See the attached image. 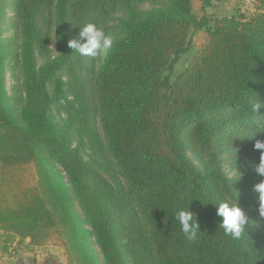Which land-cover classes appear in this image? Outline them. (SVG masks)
<instances>
[{
    "label": "trees",
    "instance_id": "1",
    "mask_svg": "<svg viewBox=\"0 0 264 264\" xmlns=\"http://www.w3.org/2000/svg\"><path fill=\"white\" fill-rule=\"evenodd\" d=\"M251 2L212 18L192 0H0L1 249L58 235L70 264H264V0ZM87 23L113 41L91 72L68 47ZM193 30L207 38L172 80ZM225 200L248 218L239 239L219 227ZM188 207L196 241L176 219Z\"/></svg>",
    "mask_w": 264,
    "mask_h": 264
},
{
    "label": "clouds",
    "instance_id": "2",
    "mask_svg": "<svg viewBox=\"0 0 264 264\" xmlns=\"http://www.w3.org/2000/svg\"><path fill=\"white\" fill-rule=\"evenodd\" d=\"M113 41L105 31L99 28L95 23H87L80 28L79 39L68 41V47L78 52L81 56L98 57L109 49ZM264 107L260 103L252 104V111ZM256 150H261L260 162L255 165V171L264 176V141L256 140L254 144ZM254 191L259 194L260 215L264 216V180L254 185ZM216 214L222 218L219 227L224 229L225 234L230 235L234 239H239L245 233V226L248 218L244 210L238 203H230L227 200L216 205ZM176 219L179 221L181 231L185 239L196 241L200 231V225L197 222L193 212L187 209L178 208Z\"/></svg>",
    "mask_w": 264,
    "mask_h": 264
},
{
    "label": "crops",
    "instance_id": "3",
    "mask_svg": "<svg viewBox=\"0 0 264 264\" xmlns=\"http://www.w3.org/2000/svg\"><path fill=\"white\" fill-rule=\"evenodd\" d=\"M192 3L196 15L206 14L212 18L232 15L239 10L249 13L252 4L251 0H211V4L206 7L203 6L202 0H192ZM3 239L2 233L0 236V264H57L53 255L49 253L44 255V247L30 249L13 241L9 243L8 250L3 251L1 249Z\"/></svg>",
    "mask_w": 264,
    "mask_h": 264
},
{
    "label": "rangeland",
    "instance_id": "4",
    "mask_svg": "<svg viewBox=\"0 0 264 264\" xmlns=\"http://www.w3.org/2000/svg\"><path fill=\"white\" fill-rule=\"evenodd\" d=\"M11 33L12 32L9 31L5 34V36L9 35ZM206 38H207V34L204 30H193L192 31L191 48L189 51L184 53L180 57V59L176 62L174 69L171 72L172 80H175L184 71V69L190 64V62L192 61V58H193V54L203 45ZM51 47L56 52L55 44L53 41H52ZM104 54H105V52L102 53L98 57H95V58L92 57L89 59L88 65L90 68V72H91V70L98 68ZM66 77L67 76L65 75V80H67ZM14 82H15V79L12 77L11 72L8 71V73H7V89H8V92L10 94H12V92H13ZM89 154H90V151H87L86 153H84V155L87 159H90V157H91V155H89ZM225 167L227 170L230 171V174L235 172L234 169H231V167L229 166L228 163L227 164L225 163ZM101 172L106 178H108L110 181H113V178L111 176V173H113V171H108V169L104 166L101 168ZM76 209L78 212H81L79 206H76ZM0 233L2 234V231H0ZM1 234H0V236H1ZM43 247H41V248L45 249L44 255L48 254V253L53 255L54 260L56 261L57 264H70V260L68 259L67 249L63 245L62 240L58 235L50 236L49 240L47 241V243ZM54 260H53V262H55Z\"/></svg>",
    "mask_w": 264,
    "mask_h": 264
},
{
    "label": "built area",
    "instance_id": "5",
    "mask_svg": "<svg viewBox=\"0 0 264 264\" xmlns=\"http://www.w3.org/2000/svg\"><path fill=\"white\" fill-rule=\"evenodd\" d=\"M249 11H250L249 13H254L255 12V8H254L253 4H251V7H250Z\"/></svg>",
    "mask_w": 264,
    "mask_h": 264
}]
</instances>
